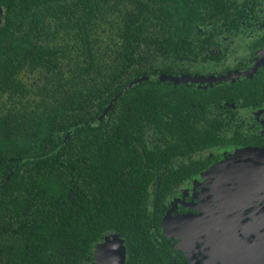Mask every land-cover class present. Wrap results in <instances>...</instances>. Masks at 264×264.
I'll list each match as a JSON object with an SVG mask.
<instances>
[{
    "label": "trees",
    "instance_id": "obj_1",
    "mask_svg": "<svg viewBox=\"0 0 264 264\" xmlns=\"http://www.w3.org/2000/svg\"><path fill=\"white\" fill-rule=\"evenodd\" d=\"M132 3L11 0L0 26V264H95L112 233L130 245L127 264L150 255L151 180L135 163L150 89L165 85L137 54L167 38Z\"/></svg>",
    "mask_w": 264,
    "mask_h": 264
},
{
    "label": "flooded vegetation",
    "instance_id": "obj_2",
    "mask_svg": "<svg viewBox=\"0 0 264 264\" xmlns=\"http://www.w3.org/2000/svg\"><path fill=\"white\" fill-rule=\"evenodd\" d=\"M132 1L167 38L137 54L165 87L150 89L137 146L151 181L150 255L136 264H264V0ZM10 4L0 0V26ZM118 237L123 260L95 264H127Z\"/></svg>",
    "mask_w": 264,
    "mask_h": 264
},
{
    "label": "water",
    "instance_id": "obj_3",
    "mask_svg": "<svg viewBox=\"0 0 264 264\" xmlns=\"http://www.w3.org/2000/svg\"><path fill=\"white\" fill-rule=\"evenodd\" d=\"M184 81L185 79H180ZM113 101L110 102V105L105 109V112L109 111V109L112 108ZM11 177V174H9L4 183H6ZM107 238L106 242L103 243L100 248L97 251V257L98 259H101L104 254L110 253V263L116 259V253L119 255V259L123 260V257H125V248L123 245V241L119 239L118 234H113V241ZM119 239V240H118Z\"/></svg>",
    "mask_w": 264,
    "mask_h": 264
}]
</instances>
